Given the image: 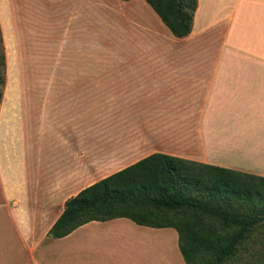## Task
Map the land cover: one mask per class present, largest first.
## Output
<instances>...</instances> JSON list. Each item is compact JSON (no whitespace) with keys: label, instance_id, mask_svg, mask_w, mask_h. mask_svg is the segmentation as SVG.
I'll list each match as a JSON object with an SVG mask.
<instances>
[{"label":"crops","instance_id":"0c3cea01","mask_svg":"<svg viewBox=\"0 0 264 264\" xmlns=\"http://www.w3.org/2000/svg\"><path fill=\"white\" fill-rule=\"evenodd\" d=\"M169 37L153 62L144 51L79 49L75 64L48 68L57 77L26 83L25 105L4 93L0 234L9 224L33 235L13 244L28 264H186L176 228L127 217L38 239L70 197L151 153L264 176V0H198L192 32Z\"/></svg>","mask_w":264,"mask_h":264},{"label":"trees","instance_id":"16d2710c","mask_svg":"<svg viewBox=\"0 0 264 264\" xmlns=\"http://www.w3.org/2000/svg\"><path fill=\"white\" fill-rule=\"evenodd\" d=\"M146 1L174 36L192 32L198 0ZM5 70L0 24V103ZM117 217L176 228L186 264H227L264 222V176L154 152L70 197L49 234Z\"/></svg>","mask_w":264,"mask_h":264},{"label":"rangeland","instance_id":"374dc122","mask_svg":"<svg viewBox=\"0 0 264 264\" xmlns=\"http://www.w3.org/2000/svg\"><path fill=\"white\" fill-rule=\"evenodd\" d=\"M151 11L154 10L146 0H96L92 3L89 0L78 3L72 0H0L6 57L4 102L9 105L10 100L19 95L18 98L23 99L21 104L25 105L26 83H42L57 77V74L48 73V68L75 64L81 60L72 57L75 50L144 51L152 56L146 60L153 62L154 51L170 49L172 41L171 32L163 22L153 24L149 16ZM136 14L143 15L142 20L146 21L143 27L139 18L129 16ZM66 53L71 57L63 58ZM21 83L23 90L18 89ZM37 105L42 102L38 101ZM2 231L0 245H3L1 251H5L6 264H28L31 253L16 249L13 244L19 245L33 235L16 234L9 224L3 225ZM49 231L38 239L55 243ZM40 252L35 254L39 261ZM227 264H264V222L251 232V237Z\"/></svg>","mask_w":264,"mask_h":264}]
</instances>
